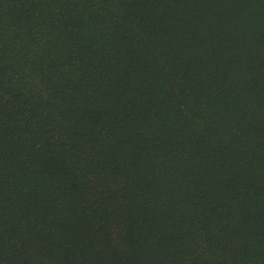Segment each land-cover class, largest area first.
<instances>
[{"label":"trees","instance_id":"16d2710c","mask_svg":"<svg viewBox=\"0 0 264 264\" xmlns=\"http://www.w3.org/2000/svg\"><path fill=\"white\" fill-rule=\"evenodd\" d=\"M0 264H264V0H0Z\"/></svg>","mask_w":264,"mask_h":264}]
</instances>
